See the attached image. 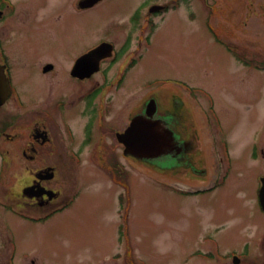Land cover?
Wrapping results in <instances>:
<instances>
[{"label":"rangeland","instance_id":"374dc122","mask_svg":"<svg viewBox=\"0 0 264 264\" xmlns=\"http://www.w3.org/2000/svg\"><path fill=\"white\" fill-rule=\"evenodd\" d=\"M143 1L107 0L82 15H72L67 5L66 34L76 24L95 35H63L52 16L39 20L28 14L27 27L7 46L10 53L25 55L27 74L16 84L27 95L42 92L46 79L37 73L36 60L63 66L97 38L123 37L113 35L117 29L108 26L109 19H122ZM155 23L149 44L139 50L142 61L128 74L131 104L134 110L154 96L166 111L172 97L182 101L181 114L196 128L191 143L205 176L195 178L183 165L175 168L177 158L163 159L172 164L165 171L132 159L125 162L126 198L101 169L83 168L80 177L76 174L83 188L73 210L26 231L25 246H39L44 264H127L126 251L132 264H232L191 260L207 237L222 253L235 251L241 264H255L253 243L264 238V214L256 201L264 158L252 157L254 142L264 150V0H179ZM208 26L218 35L210 34ZM134 32L139 35L138 29ZM235 48L244 61L230 53ZM155 80L164 83L156 86ZM221 142L228 146L229 162ZM213 186L206 194H180ZM121 225L126 234L118 242Z\"/></svg>","mask_w":264,"mask_h":264},{"label":"flooded vegetation","instance_id":"af4514ba","mask_svg":"<svg viewBox=\"0 0 264 264\" xmlns=\"http://www.w3.org/2000/svg\"><path fill=\"white\" fill-rule=\"evenodd\" d=\"M106 1L0 0V67L10 85L0 107V264H44L39 246H25L26 231L73 210L83 188L76 174L80 177L83 168L101 169L115 185L126 183L125 162L132 157L121 136L134 118L148 119L147 104L155 99H145L133 110L128 74L143 59L139 50L149 44L147 36L156 28L155 18L174 7L173 0H144L132 12L127 10L122 19H109L108 26L117 29L113 35L123 37L97 38L66 65L36 60L37 73L46 79L44 90L36 94L31 91L27 95L16 84L18 76L27 74L25 55L10 53L7 48L16 41L13 35L27 27L28 14L39 20L52 16L61 23L63 35H95L76 24L73 32L66 34L64 13L67 5L72 15H82ZM137 29L139 35H134ZM100 45H105L104 49L92 55ZM121 90L127 94H119ZM155 101L154 119L167 123L176 136L168 151L177 158V167L187 165V157L192 159L194 154L191 140L197 135L196 128L188 126L179 99L172 98L171 111L165 116ZM124 138L128 140V134ZM253 148L264 158L260 144L254 142ZM253 245L257 248L253 262L264 264V238ZM234 253L224 255L225 259Z\"/></svg>","mask_w":264,"mask_h":264},{"label":"water","instance_id":"95a60500","mask_svg":"<svg viewBox=\"0 0 264 264\" xmlns=\"http://www.w3.org/2000/svg\"><path fill=\"white\" fill-rule=\"evenodd\" d=\"M104 46H99L92 52V55H98L104 49ZM86 59L87 56L83 58V60ZM7 94L8 83L4 79L0 69V105L5 101ZM155 112L156 106L154 101L151 100L146 110L148 119L141 120L140 118H135L127 132L121 136V142L126 145L128 152L138 159H156L166 154L167 150L171 148L173 135L160 124L161 122L151 120ZM127 134L128 140H125L124 136L126 137ZM259 202L261 208L264 210V178L261 180V187L259 189Z\"/></svg>","mask_w":264,"mask_h":264}]
</instances>
